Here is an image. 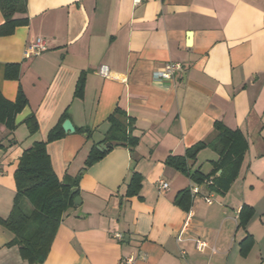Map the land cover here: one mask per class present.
Listing matches in <instances>:
<instances>
[{
  "label": "crops",
  "instance_id": "0c3cea01",
  "mask_svg": "<svg viewBox=\"0 0 264 264\" xmlns=\"http://www.w3.org/2000/svg\"><path fill=\"white\" fill-rule=\"evenodd\" d=\"M26 5L15 18L27 23L0 37V94L15 103L21 91L27 102L14 130L0 123V264H29L4 225L24 152L46 141L66 114L75 133L64 131L47 151L59 180L73 182L92 148L109 144L104 141L117 110L134 119L138 143L110 149L82 173V203L62 220L44 264H123L132 253L137 264H264V0ZM39 39L47 49L36 56ZM169 63L182 69L156 80L154 73ZM102 65L111 78L99 75ZM80 78L84 88L76 97ZM31 117L35 133L27 124ZM216 123L241 132L248 145L226 192L214 189L222 170L215 172L219 156L211 148L189 163L190 175L202 182L167 165L211 140ZM162 180L170 185L166 192L157 185ZM185 191L188 201L180 205ZM244 206L254 211L245 228ZM248 235L254 244L243 254ZM198 241L205 244L201 252Z\"/></svg>",
  "mask_w": 264,
  "mask_h": 264
},
{
  "label": "trees",
  "instance_id": "16d2710c",
  "mask_svg": "<svg viewBox=\"0 0 264 264\" xmlns=\"http://www.w3.org/2000/svg\"><path fill=\"white\" fill-rule=\"evenodd\" d=\"M26 0H0V11L5 22L0 25V37L15 33L16 27L27 23L26 19H16L15 15L26 12ZM75 96L80 97L84 88V79L77 82ZM19 99L11 103L0 94V123L10 130L16 128V115L26 105V99L20 91ZM67 115L63 116L61 123L53 128L46 141L36 142L27 149L20 158L15 172L17 193L10 218L4 221L5 227L10 230L15 238L11 245L18 246L20 254L29 264H44L52 248L56 233L62 220L76 206L75 199L79 196L78 182L82 173L91 165L101 160L109 151L117 146L135 147L138 139L133 135L135 130L134 119L127 116L122 110H117L111 117V128L104 143H109L107 151L100 152L95 145L80 171L78 179L73 182L60 181L57 177L47 151L50 143L64 136L63 123ZM31 133L37 131L38 125L34 117L27 120ZM214 137L202 141L187 151L185 157H170L167 165L181 173L191 176L189 163L196 160L199 151L211 148L218 156L215 163V172L222 170V174L215 178L214 189L226 192L237 179L241 170L248 145L239 131H233L216 123ZM198 174L191 176L198 182ZM138 177L134 176V179ZM76 189L77 193L72 194ZM189 191L184 192L179 204L188 201ZM189 209V206L186 210ZM254 211L251 207L244 206L240 214V226L245 228ZM254 240L248 235L242 242V253L247 254L253 246Z\"/></svg>",
  "mask_w": 264,
  "mask_h": 264
},
{
  "label": "built area",
  "instance_id": "2783aa9c",
  "mask_svg": "<svg viewBox=\"0 0 264 264\" xmlns=\"http://www.w3.org/2000/svg\"><path fill=\"white\" fill-rule=\"evenodd\" d=\"M133 1L137 5V4H140L142 0H133ZM46 49H47L46 42L42 39H39L37 43L34 45L36 56H39L40 54H42ZM181 69H182L181 64L169 63L165 65L164 70L155 72L154 77L156 80H170ZM98 73L100 76L104 78H111L113 74L111 69L106 65H102L100 68H98ZM157 185L159 189L163 192L168 191L170 188V185L163 180L160 181ZM193 192L197 194L199 193V189L194 188ZM205 200L207 204H209V206L213 203L212 196L207 197ZM113 237L114 239H117L118 241L124 240V235L121 233H114ZM204 246L205 244L203 242L198 241L196 245V249H198L201 252L204 249ZM123 264H137V256L132 253V255L127 256L123 259Z\"/></svg>",
  "mask_w": 264,
  "mask_h": 264
},
{
  "label": "water",
  "instance_id": "95a60500",
  "mask_svg": "<svg viewBox=\"0 0 264 264\" xmlns=\"http://www.w3.org/2000/svg\"><path fill=\"white\" fill-rule=\"evenodd\" d=\"M73 122H71L70 120H66L64 123H63V130L66 132V133H75V128H74V125L72 124ZM110 148V144H101L100 146L97 147V149L100 151V152H104V151H107L109 150ZM77 193V190L74 189L72 194H76ZM82 203V200L80 199V197H77L74 201V204L75 206H79L81 205Z\"/></svg>",
  "mask_w": 264,
  "mask_h": 264
}]
</instances>
